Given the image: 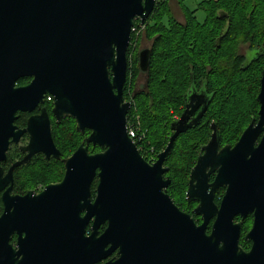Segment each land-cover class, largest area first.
I'll return each mask as SVG.
<instances>
[{"label":"water","instance_id":"1","mask_svg":"<svg viewBox=\"0 0 264 264\" xmlns=\"http://www.w3.org/2000/svg\"><path fill=\"white\" fill-rule=\"evenodd\" d=\"M156 3L0 0V163L6 160L9 145L29 134L23 149L27 155L12 165L7 178L37 154L47 160L60 158L46 110L31 117L24 130L14 124L17 113L33 112L45 95L53 98L56 125L71 118L77 132H90L63 161L61 183L47 186L34 200L30 192L20 200L27 206L6 208L0 217V264L19 255L7 244L15 229L28 237L33 234L34 246L20 247V253L32 260H103L118 250L119 260L108 264H264V69L256 98L257 120L233 147L218 150L219 135L213 131L190 172L187 199L200 201L195 214L202 216L201 226L162 191L170 184L169 179L163 180L168 172L163 164L177 138L200 122L212 98L193 93L188 97L180 120L170 125L173 134L165 150L153 165L143 159L127 134L131 103L124 101L123 87L131 32L135 20L140 25L146 22ZM219 17L226 16L220 13ZM220 42L217 39L216 48ZM150 57V49L138 55L142 74L149 72ZM24 78L32 80L17 86ZM89 146L101 152L89 154ZM212 173L215 181L208 186ZM96 176L99 183L91 203L90 185ZM208 187H227L219 210L212 196L205 194ZM83 211L84 221L94 217L95 223L89 237L84 238L83 228L80 231L82 246L69 247L64 237L54 238L52 246L47 235L70 230L68 219ZM215 214L217 220L207 235L208 221ZM249 214L254 223L245 240L252 246L244 252L239 246L242 222L233 224V219ZM98 223L106 228L96 238Z\"/></svg>","mask_w":264,"mask_h":264},{"label":"trees","instance_id":"2","mask_svg":"<svg viewBox=\"0 0 264 264\" xmlns=\"http://www.w3.org/2000/svg\"><path fill=\"white\" fill-rule=\"evenodd\" d=\"M165 1L157 0L153 13L143 25L147 27L150 18L163 9ZM199 10L204 12L202 22H197L192 13L185 17L183 25L175 21L172 25L168 23V27L163 24L158 28L154 26L152 30L155 32L152 34L155 38L149 72L146 74L148 90L147 93L136 96L135 101L131 100L129 93L140 77V71L137 55L133 52L135 31L131 32L123 99L133 103L127 113V121L138 123V136H144L141 144L136 143L142 156H148L152 144H161V133L174 121L170 116L180 114L183 95L192 85L203 83L213 92L208 118L217 121L222 140L224 132L234 126V130L229 132L227 143L233 144L242 130L256 118L259 108L256 97L264 68V0H210L201 4ZM216 10H220L226 17L220 18V13L216 16ZM139 25V20H135L133 28L136 29ZM219 38L220 46L216 48ZM230 42L255 51L254 57L237 54V51L219 55L223 46ZM159 76L157 80L156 77ZM25 81L20 80L18 85ZM65 121L59 125L53 122L51 130L53 141L62 156L64 152L57 143L54 128ZM190 133L180 138H185ZM187 145L188 149L181 152L174 146L169 160L187 156L188 162L193 161L194 164L198 144L189 141ZM164 146L165 144L161 146L157 154Z\"/></svg>","mask_w":264,"mask_h":264},{"label":"flooded vegetation","instance_id":"3","mask_svg":"<svg viewBox=\"0 0 264 264\" xmlns=\"http://www.w3.org/2000/svg\"><path fill=\"white\" fill-rule=\"evenodd\" d=\"M152 45H153V42L148 47V50L149 49L151 50V54H152ZM142 51H144V50H137V53H136L137 61H138V55ZM254 53H255V51L252 52L251 50L247 49V51L244 54L246 56H248L249 58H252V57H254ZM146 76H147L146 74H142L140 72V77L137 79L136 84L133 86L131 92L129 93L130 94V98H131L132 101H135L136 96L143 95V94L147 93L149 83H148V80L146 79ZM141 77L145 78L144 79V83L141 84L138 87V83H139L138 81L140 80ZM21 80H26V81L22 85H18V83H17V86H19V87L27 86L31 82L32 79L31 78H24V79H21ZM190 88L191 89H187L185 94L183 95V105L179 109V110H181L180 114L178 116H176L174 121L169 124L170 131L168 133V140H167V143L165 144V146H164V148L162 149L161 152H163L165 150V148H166V146H167V144L169 142V138L173 134V131L171 130L170 125L172 123L180 120L181 115L183 114V112L186 109V105L188 103V100H187L188 97L192 93L196 94V95L203 94V95H205L208 98L211 97V96L213 97V94H212L213 92L211 90L207 89V86L205 84H203V83L199 84L198 86L192 85V87H190ZM47 97H50V96L45 95L44 96V103L39 105V108H37L33 112H31V113H17L18 118H17V120L15 121L14 124L19 130L26 129L28 120L31 117L40 115V111L43 110V109L46 110V112H47V116H48V119H49V122H50V128L52 130V123L53 122L55 123V119H54L53 115L51 114V109H52V105H53V98L50 97L51 102H46V98ZM211 101H212V99H211ZM126 102H130V101H126ZM130 103H131V106H132L133 103L132 102H130ZM210 105H211V102L208 105V108H207L206 112L203 114L200 122L195 127H193L192 129L188 130L186 133L181 134L177 138V140H178L180 137L186 135L187 133H190V132L198 133V132H202L205 129H207L208 138L206 139L205 143L200 144V145L198 144L197 147H196V156H195L196 158H195V162L193 164L194 166L196 164L198 156L201 155V149L204 146H206L208 144V142L210 141V138H211V135L213 134V131H216V133L219 135L218 150H220L221 148H223L224 146H227V145L230 146V147H233L238 142V140L240 139L241 135L243 134L245 129L250 125V123L253 120L254 121L257 120L258 111H257V114L255 116L256 118L253 119L242 130L240 136L238 137V139L233 144L223 143L222 142L223 141L222 140V132H221V130H219V127L217 125V121L210 120V118H208V111L210 109ZM200 110H201V107L195 112L194 117L200 112ZM258 110H259V108H258ZM68 119H71V118H66L63 121L68 120ZM75 131H76V129H75ZM77 133L80 134L81 136H83V139L80 142V144L90 134V132L86 131V130L83 133H80V132H77ZM177 140L175 141L174 146H175ZM258 142H259V140H257V143ZM28 143H29V134L28 133H24L20 137L18 143H11L9 145L8 151L6 153V160L4 162L0 163V170H1L0 188H2V190L0 191V217L3 215V213H4V211L6 210L7 207H9L10 211H13V207L14 206L16 207V209L21 207V206H27L28 205L27 201L21 202L20 200L25 199L26 197H28L27 195L30 192L32 194L31 198L34 200L35 198L40 196L41 192H43L44 188H46L47 186L57 185V184L61 183V181L63 180V177H64V173H65L63 161L68 159L76 151V149L80 145L79 144L75 148L73 153L70 154L69 156H62L61 151L55 145L57 150L60 152V158L59 159H55L53 156H50V158L47 160L46 157L43 154H37V155L32 157V159H31V161L29 163L21 165L18 168L14 169L13 175L10 178H7L8 171L10 170L12 165H14L17 162H20L27 155L26 152H23V149L28 145ZM174 148L175 147H173L172 151L174 150ZM95 149H99L98 152H93V150H95ZM138 150H140V149H138ZM99 152H101V149L99 147H97V146L96 147H92V146L88 147V153L89 154H96V153H99ZM157 156L152 157L150 159L147 155L144 154L142 157L149 165H153L157 161ZM170 157H171V154L166 158V160H165V162L163 164V168H167L168 169V172L164 175L163 180L169 179L170 184L168 185L167 188L163 189L162 191L167 193V195L170 197V199L172 200L174 205L181 212L186 213V214H188L191 217V219L194 221L196 226H201L203 224L202 216L195 214V210H197V208H198V206L200 204V201H190L189 202L188 199H187V191H188V188H189V180H190V178L188 177L187 182H186V188L184 190L185 201H186V204L191 207L190 210L182 209L177 204V202L172 198V196L170 195V190L173 188V184H174V180L172 179V177L169 176V172H170V169H171V166L169 165ZM145 158H147V159H145ZM39 160H42L43 162H46V163L53 162V163L59 164L60 167L62 166V174H63L62 178L60 180H58V181L49 182V183H46V184H44L42 186H39L37 188H26L25 190H21L20 187H18L19 186L18 185V178H17L18 171L21 170V169H24L26 166L35 164ZM97 174H98V172H97ZM215 176H216V173H212L208 177V186H210V185H212L214 183ZM98 183H99V180H98V177L96 176L93 179V181H92V183L90 185V201H91V203H94V201H95L96 189H97ZM226 189H227V187H218L216 189H213L212 187H208L206 192H205V194L207 196H209V195L212 196L213 206H215L217 208V210L220 209L221 202H222V200H223V198L225 196V193H226ZM7 190H10V191H9V193L6 194ZM85 216H86V211H83V212L80 213V215L78 217L74 216V217L69 218L68 219V223H67V228H70V230H67L62 235L50 232L47 235V237H48L49 242L51 243V245L52 246L55 245L53 243L54 242L53 241L54 238L64 237V238L68 239V241H67L68 244L67 245L69 247H80V246H82L80 231L83 228V230H84V238L89 237L90 234L92 233L93 224L95 223V218L94 217L89 219V221L86 223L84 221V219H83ZM24 219L22 220V222L24 221ZM216 220H217V215L216 214L213 215L209 219L207 227H206V231H205L207 235H209L211 233L213 224L215 223ZM239 222H242L241 223V227H240L239 246L243 249L244 252H248L250 250L251 246H252V243L250 241H248V240H245V236L247 235V233L251 230V228L253 226L254 216H253V214H249L244 219L241 216L234 217L233 224H237ZM248 223H249V226H248ZM94 226L96 228V238H99L103 234V232L105 231L106 225H101L100 223H98L97 225H94ZM246 226L249 227L247 230H246ZM20 227H25L26 228V226H23V225H20ZM54 228L57 229V228H59V226H56ZM4 232H6V231H4ZM2 235H3V239H4L6 237V234L2 233ZM32 238H33V234L30 237H28L26 232L19 231V230H16V229L11 234H9L8 235V239H7V244L12 249H15L17 251V253H19V255H17L16 257H13V258L9 257L8 260H5L6 258H4V260H1V264H108V263H114V262L119 260L118 250L113 251L109 256H107L103 260L102 259L101 260H32L31 257H28V256L24 257L20 253V247H24L26 245H29L30 247L34 246V243L31 241ZM243 242H245V246L243 245L244 244ZM106 249H109V246Z\"/></svg>","mask_w":264,"mask_h":264},{"label":"rangeland","instance_id":"4","mask_svg":"<svg viewBox=\"0 0 264 264\" xmlns=\"http://www.w3.org/2000/svg\"><path fill=\"white\" fill-rule=\"evenodd\" d=\"M206 2H210V0H166L163 9H160L150 18L147 27L145 25H139L136 27V41L134 42L133 52H135L136 54L137 50L148 49L150 44L153 42V39L155 38V35L152 34L153 32H155V30H152L154 29L155 25L156 28L162 27V24L168 27V23H171L172 25L175 21L177 24L183 25L185 17L188 15H192V13H194L197 22H202L204 20V12L199 10V8L201 4ZM219 11L220 10L215 11L216 16L219 15ZM236 51L237 54H244L247 49L241 44L234 45L233 42H230L223 46V48L219 51V55H224L226 52L232 54ZM158 78H160V76L156 77L157 80ZM144 79V77L140 78V80L138 81V87L144 83ZM175 117L176 116L172 114L170 116V119L174 120ZM167 127L168 129H166L165 132L161 133L160 135L161 144H152V147L150 148L151 157L157 156L159 154H157V151L160 150L161 146L167 143L168 133L170 131L169 126ZM233 127H230L224 132V140L222 141L223 143L229 142L230 136L228 137V135L229 132H232L234 130L232 129ZM54 129L56 131L57 143L63 150L64 156H69L80 144L83 139V136H81L75 131V122H73L72 120H67L61 126H56V128ZM151 137L153 138L154 136ZM207 138L208 131L207 129H205L202 132H193L185 138H180L176 142L175 146L177 148V151L181 152L185 151L186 148L188 149L187 144L189 143V141H194L197 144H203L205 143ZM98 150L99 149H95L93 150V152H98ZM188 161L189 159H187V156L176 157L173 160L169 161V165L171 166L169 176L172 177V179L174 180L173 188L170 190V195L177 202V204L185 210L191 209V207L186 204L184 190L186 188V182L189 177L190 171L194 166L192 165L193 161ZM17 174L19 185L18 187H20L21 190H25L26 188H37L46 183L58 181L63 176L62 166L60 167L59 164L53 162L46 163L42 160H39L33 165L26 166L24 169L19 170ZM248 228L249 227L246 226V230ZM243 243V245L245 246V242Z\"/></svg>","mask_w":264,"mask_h":264},{"label":"built area","instance_id":"5","mask_svg":"<svg viewBox=\"0 0 264 264\" xmlns=\"http://www.w3.org/2000/svg\"><path fill=\"white\" fill-rule=\"evenodd\" d=\"M134 31H135V29L132 28V32H134ZM46 102H51L50 97H47L46 98ZM126 128H127V134L129 136V138L133 140V142L135 143V145H136V143L137 144H141L144 136L142 134H141V137L138 136V133H137L138 123H133L131 121H127ZM149 154H151V151H149L148 156H149ZM149 158L151 159L152 157L149 156Z\"/></svg>","mask_w":264,"mask_h":264}]
</instances>
